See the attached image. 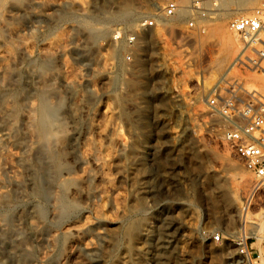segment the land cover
<instances>
[{"label":"rangeland","instance_id":"rangeland-1","mask_svg":"<svg viewBox=\"0 0 264 264\" xmlns=\"http://www.w3.org/2000/svg\"><path fill=\"white\" fill-rule=\"evenodd\" d=\"M193 1L187 2L188 7L179 5L178 0H33V4L31 0H6L0 6V42L5 44L0 51L4 47L12 50L17 41L28 48L31 60L23 63L20 82L26 84L25 75L31 69L34 103L44 77L36 67L48 58L51 70L46 75L58 74L52 88L60 93L69 113L60 136L63 142L59 138L58 145L63 146L69 134L77 133V159L92 153L100 164L98 168L89 163L73 164L63 153L73 173L69 175L74 182L70 195L75 194L78 205L76 212L54 223L53 199L47 200L45 217L39 222L43 226L39 225L37 236L40 243L28 246L33 261L66 264L64 257L77 253L78 263L84 264L90 254L78 255L77 243L57 236L87 226L89 231L81 243L91 252L104 250L106 240L114 243L109 264H141L142 260L143 264H250L238 254L235 238L240 235L248 240L253 263L264 264V187L256 184L223 140L225 131L244 124L238 112L247 94H220L218 90L212 96L207 94L219 78L224 83L232 77L230 67L240 47L228 23L239 16L195 18ZM168 2L185 8L187 15L181 18L176 12L165 17ZM124 7L130 9L133 26L127 24L128 19H112ZM65 11L73 16L62 17ZM84 16L93 17L94 26L103 29L105 36L95 41L87 38L77 21ZM161 20L172 27H163ZM145 21H152L153 26L142 28ZM213 28L228 34L235 43L231 56L222 62ZM139 37L143 41L141 59ZM201 75L204 87L197 88ZM242 79L245 90H264L262 74L245 73ZM67 81L77 86L75 91L63 86ZM208 111L211 114H206ZM125 139L128 147L119 155L118 141ZM18 152L7 146L0 153V167L9 165ZM87 171H93L96 179L81 184ZM0 178L4 180L2 174ZM2 184L0 191L4 190ZM232 196L239 204L235 210L236 205L228 202ZM13 197L0 207V215L8 213L11 223L18 225L17 217L39 202L30 189L26 198ZM142 229L147 232L146 239L138 241ZM217 232L229 236V242H213Z\"/></svg>","mask_w":264,"mask_h":264},{"label":"bare ground","instance_id":"bare-ground-1","mask_svg":"<svg viewBox=\"0 0 264 264\" xmlns=\"http://www.w3.org/2000/svg\"><path fill=\"white\" fill-rule=\"evenodd\" d=\"M188 1L189 0H178V3H180L179 5L181 6H184V5L187 6L186 4ZM31 2L33 4V0H31ZM5 3H6V0H0V6H4ZM258 3H259V0H221V2L219 3L218 12L216 14L210 13V15L215 20L218 18L228 17L231 15L246 16L257 8ZM79 7L82 9L81 5H79ZM10 8H12L11 5H10ZM14 9H15V6H14ZM176 12L179 14L181 18H183L185 17V15H187L188 11L185 8L180 7L178 9L177 7ZM130 13H131L130 9L124 7L122 10H120V14H117V16H113L112 19L116 21H123V20L128 19L127 24L131 25L132 23L131 21H129L131 17ZM72 16H73V13L70 11H67V12L65 11V13H63L62 15V17H72ZM77 21L80 27L83 29V31L84 30L86 31L88 35V36L86 35L87 38L89 37V39L94 40L99 37L102 38L105 36V31L103 29H98L99 27L96 28L97 26L96 27L94 26L96 21L94 22L93 17L91 18H85V16L77 17ZM100 22H102V20ZM104 23L106 22L104 21ZM161 23L163 27H165L166 25H169V26L172 25L164 20L163 21L161 20ZM106 24L104 27H106ZM127 24H126V27H127ZM212 31L213 33L216 34L215 37L217 38V42H218L217 44L219 46L218 58H219V61L222 62L231 56L233 50L235 49V43L228 34L223 33V31L219 30L218 28H213ZM141 41H142V37H139L138 44H137L139 58L141 55L140 52H142V47H143L141 46V43L143 41L142 42ZM4 45H5L4 42H0V47ZM3 49H1L2 51H0V153L9 145L19 150V152L18 154L15 153L17 155H15L13 159H11L12 162L11 160L9 161L11 162L9 165L4 164L0 167V172H1L0 174H2L4 178L3 181L0 178V180L2 181V182L0 181V183L7 184L8 188L10 189V190H5L6 186L4 187L2 184V189L4 190L0 191V207L1 206L3 207L5 205V202L9 200L11 196L20 197V198L25 197L28 194L29 189L32 195L38 200L39 204H37L36 206L33 204L34 207L32 209L29 207L31 209L29 213H26V212L25 213L21 212L22 214L19 213L20 214L19 218L17 217V219L19 220L18 225L14 224V222L11 223V220L8 218V213L5 216L3 215L4 213L2 214L4 216L3 219H1L2 215H0V221H1L0 223V264H26L28 262H30L31 264H40L38 262L39 260L38 261L32 260L33 254L28 249V246L30 243H35V244L40 243L39 240H37V236L40 233L39 222L43 220L45 217V207H44L45 203L47 202V200L50 201V198L53 199L52 209L54 211V214H51V215L54 217V220H55L53 221L54 223H60L65 218H67L69 215H71L73 212H76L74 210L76 209V206L78 205L77 204L78 198L75 199L76 197L75 198L73 197L75 195L74 193H76L78 189L75 190V192L73 193L74 195L72 196L70 195V188H71L70 186L74 185V182L70 180V178L72 177L69 178V175L72 172H71L70 167L68 166L69 163L66 161L67 159L64 160L65 158L63 159L62 157L63 153H65L66 155L68 154V156L73 160L72 161L73 164L74 163L76 164L89 163L90 165L92 164L94 168L95 167L98 168V166L100 167V164H98V161H97L98 159L97 157H95L96 155L94 156L92 153L90 154L88 153L86 156L84 155L83 158L81 157V159L80 158L77 159L76 155L78 154V150L80 146L78 143L79 138H78L77 133L69 134L68 132L69 138L67 137L68 135H66L67 137L66 139H68L67 143L63 144V146L58 145L59 143L58 139L59 138L62 139V137L60 136H62L61 134L62 128H64V120H65L64 118L68 117L67 114L69 113H67L64 109V103L62 100L63 98L61 99V97H59L60 93L58 92L56 93L54 91L55 89L52 88V85L54 87L53 81L57 77L58 74L57 75L55 74L56 77L46 75L47 73L49 74V70H51L50 68L51 61L48 58L47 60L46 59L43 60V58L41 57L43 61H41L40 64L38 63L39 65L37 64L38 65V67H36L38 68L37 72L39 73V75L41 74V77L42 76L44 77H42L43 79L41 82V86L39 82L38 87H40V91L38 93L37 103L35 102L36 103L35 104L34 103L35 100L33 101V95L35 94L34 93L35 89L33 87V76L31 73L32 72L31 69L28 68L29 70L28 74L25 72L27 74L25 75L27 76L26 84L24 82L25 85H22L20 82L22 70L25 68L24 67L23 69H21L23 63L31 60L30 59L31 56L27 52L28 48L26 50V47L24 46V44H22L21 41H17L15 42V47H13L12 50L5 49V47ZM72 50L73 52H75L74 49ZM117 50L115 49V51ZM139 58H137V63H139L138 66L141 64V61H140L141 58L140 59ZM32 60L34 62L36 61L33 58ZM30 65L31 63H29L28 66ZM33 67H34V64H33ZM120 70H122V68ZM35 80L37 81L38 79H35ZM62 81H64V79ZM60 82L58 83L60 84ZM63 86L66 89L73 92L75 91L74 89L76 85L73 84L72 82L70 83L67 81V82H63ZM66 89L64 91H66ZM76 91H77V88H76ZM52 97H54L55 99L54 101L51 100ZM70 109L71 108H69V110ZM121 137H119V139H121ZM106 140H109V139H106ZM61 141L63 142V139ZM118 145L120 147L119 148L120 151L118 149L119 155L121 154L124 155V152H126V149L128 147V141L119 140ZM138 161L140 162V160ZM71 175H73V173ZM95 179H96V176L93 174V171L92 172L87 171L84 180H81V184L82 183L90 184ZM143 185H144V181H143ZM138 186H139L138 190L141 191L143 189L142 183H140ZM83 193L84 192H81V194ZM237 201L232 196L231 200H229L228 202L231 204L233 203L235 204L237 203ZM238 205L234 206L235 207L234 210L236 209ZM77 208H79V206ZM238 210L240 211V208L237 209V211ZM33 219L37 220V222L35 223ZM40 227H43V226L40 225ZM89 228L90 227L86 226V228L82 227L81 229H69L67 231L65 229L64 230V232L66 231L65 234H62L61 237H59L58 235L57 238L61 240L62 238L66 237V238H69L70 242L72 241L74 243H77L78 255L79 254L81 255L82 253V254H86V257H88L87 254H90L87 260H85L86 262L84 264H109L108 261L110 258L111 251L114 249L113 247L114 243L112 244L110 240H106L104 242L105 244L104 250L102 251L97 250L95 251V253L91 252L90 249L84 243H81L82 242L81 238L87 235ZM145 233L147 232H145L144 229L139 231V234L137 237L138 241H143L144 238L146 239ZM127 235L129 239L130 238L132 239V237H130L129 234ZM105 238L106 237H104V239ZM54 244H55V241H54ZM54 244L52 245L54 246ZM76 254L71 253V254L66 255V257H64L66 264H80L78 263ZM41 260L44 261L43 259H40V261ZM143 263L144 261L142 260L141 264ZM249 263L254 264L252 262H249Z\"/></svg>","mask_w":264,"mask_h":264},{"label":"built area","instance_id":"built-area-1","mask_svg":"<svg viewBox=\"0 0 264 264\" xmlns=\"http://www.w3.org/2000/svg\"><path fill=\"white\" fill-rule=\"evenodd\" d=\"M220 2L221 0H194L191 13L195 18L212 17L210 13L218 12ZM176 11L177 5L174 2H168L164 7L165 17L174 16ZM152 26V21H145L141 27L150 29ZM228 29L237 38L240 47L230 67V71L233 72L232 77L224 83L220 81L222 78H219L207 90V94L212 96L217 90L220 94L225 91L229 94L236 92L247 94V99L238 112L244 124L225 131L223 140L229 145L243 169L252 175L256 184L264 187V90L247 91L244 89L245 82L242 79L245 73L258 72L264 76V0L261 6L250 14L230 20ZM200 77L196 80L197 88H200V85L204 87L205 78L202 75ZM206 96L203 98L205 101ZM209 107H212V104ZM206 114H211V111ZM229 238L222 232L212 236L215 243H227ZM235 241L238 254L253 263L247 238L240 235Z\"/></svg>","mask_w":264,"mask_h":264}]
</instances>
